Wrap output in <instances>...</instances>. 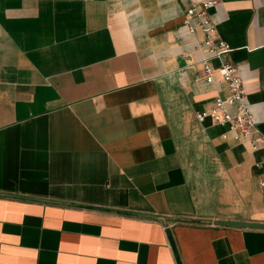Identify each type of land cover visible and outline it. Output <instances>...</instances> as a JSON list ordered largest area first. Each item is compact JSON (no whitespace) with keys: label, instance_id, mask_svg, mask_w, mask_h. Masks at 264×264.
Listing matches in <instances>:
<instances>
[{"label":"crops","instance_id":"crops-1","mask_svg":"<svg viewBox=\"0 0 264 264\" xmlns=\"http://www.w3.org/2000/svg\"><path fill=\"white\" fill-rule=\"evenodd\" d=\"M200 1L0 0V192L74 203L0 195V264H264L214 223H264V146L198 117L236 110ZM213 16L264 133V0Z\"/></svg>","mask_w":264,"mask_h":264},{"label":"built area","instance_id":"built-area-1","mask_svg":"<svg viewBox=\"0 0 264 264\" xmlns=\"http://www.w3.org/2000/svg\"><path fill=\"white\" fill-rule=\"evenodd\" d=\"M219 0H201L191 4L184 13V23L191 32L200 29L203 33L201 46L210 54L209 59H217L222 79L230 90L229 102L234 104L236 110L232 112L223 100H217L210 111L198 113L199 118L211 116L215 122L228 125V130L234 133L236 140H248L254 150L264 146V133L258 127L255 114L248 102L245 82L237 64L229 58L233 50L224 40L219 31L213 10L217 9ZM208 58L204 60V71L207 81L214 82V68ZM264 187V180L261 181Z\"/></svg>","mask_w":264,"mask_h":264},{"label":"water","instance_id":"water-1","mask_svg":"<svg viewBox=\"0 0 264 264\" xmlns=\"http://www.w3.org/2000/svg\"><path fill=\"white\" fill-rule=\"evenodd\" d=\"M0 195L5 196H13V197H20V198H26V199H32V200H41V201H47V202H54V203H67V204H74L72 202H64L60 200H53V199H47V198H40V197H34V196H25L20 194H11V193H5L0 192ZM215 224H222V225H234V226H242V227H255V228H264V223H253V222H242V221H225V220H216L214 221ZM169 236L171 238L172 244L176 250L175 242L173 240L171 231L168 230ZM177 253V251H176ZM178 255V253H177Z\"/></svg>","mask_w":264,"mask_h":264}]
</instances>
